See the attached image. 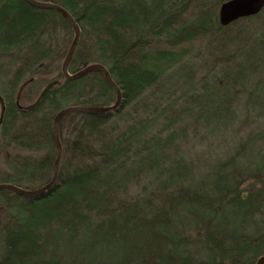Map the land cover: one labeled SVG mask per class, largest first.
Instances as JSON below:
<instances>
[{"label": "trees", "instance_id": "1", "mask_svg": "<svg viewBox=\"0 0 264 264\" xmlns=\"http://www.w3.org/2000/svg\"><path fill=\"white\" fill-rule=\"evenodd\" d=\"M37 1L63 7L79 26L68 72L104 66L122 100L114 112L62 117V155L50 190L27 196L0 189V264H255L264 255V156L254 169L230 161L199 184L188 183L195 180L177 153L173 125L191 118L209 125L205 106L217 96L195 99L200 96L192 91L189 52L182 45L217 34L220 62L231 58L225 53L229 45L248 44L249 50L242 48L238 56L239 70L221 77L228 80L224 92L230 90L231 83L264 69V48L256 41L264 31V8L224 27L215 10L226 0ZM251 21L244 32L226 33ZM73 38L58 11L25 0H0V95L6 107L0 125V183L27 191L48 184L56 159V114L66 107L116 102L101 72L64 79L62 64ZM31 78L21 105L33 103L49 81L60 83L34 108L22 110L16 93ZM177 83L184 96L197 100V109L161 104V96ZM222 94L228 108L213 122L225 119V126L234 112ZM139 100L143 112L157 115L129 120L124 110ZM162 115L163 131L153 133ZM113 118L124 124L117 133L107 126ZM225 167L230 171L217 173ZM248 174L260 188L243 199L240 182ZM148 177L149 189L132 194L131 188Z\"/></svg>", "mask_w": 264, "mask_h": 264}, {"label": "rangeland", "instance_id": "2", "mask_svg": "<svg viewBox=\"0 0 264 264\" xmlns=\"http://www.w3.org/2000/svg\"><path fill=\"white\" fill-rule=\"evenodd\" d=\"M215 15L218 16V10H215ZM253 22H248V24L246 22L237 23L226 33L244 32L246 27H252ZM216 37L217 34L214 36L213 33L199 35L182 45L183 50L189 52L187 68L191 70L190 74L195 84L192 91H195L200 96L195 99L199 101L201 99L206 102L209 101L212 93L215 92L217 94L213 98V103L205 106L204 112L209 117V125H204L200 122L201 120L192 118L173 125L174 130H176L174 140L179 143L177 153L182 156L184 163L191 170V175L195 180V182L190 180L191 182L188 183L199 184L200 182H197V180L200 179L201 181L204 179L203 177L209 178L213 170H217L216 167L218 165L226 166L230 161L233 162L234 167L238 166L245 169L247 166V168L254 169L261 165V160L264 156V69L255 76H249L247 81L239 79L236 83H231L229 86L230 90L224 92L225 82L228 80L221 77L226 74H228L226 76H229L231 75L230 73L239 70L240 66L243 65L241 60L238 59L240 51L244 48L243 51L246 50L247 52L249 47L248 44L241 47L229 45L225 53H227L226 55L229 58L231 57V60L226 61V59H223L217 62L220 60V58H217V53L221 49L215 45L217 44L215 43ZM256 41L264 48V31L257 35ZM262 55H264V51H262ZM260 62L261 60L258 61V63ZM181 88L182 83H177L173 89H169V92L161 96L165 98V101H162L161 104L173 103L174 108L191 105L197 109L195 104L197 100L194 102V98L184 96ZM220 93H224L221 95L223 96L222 98L228 99L234 112L226 120L225 126H221L225 119L219 120V125L213 122V116L218 113L224 114L226 108H228L221 101ZM191 94L193 95V93ZM124 113L131 121H134V118L138 115L141 117L149 114V119L157 115L155 111L143 112L142 101L140 100L125 108ZM161 118L159 123L151 129L153 133H161L163 131L164 115ZM107 126L115 128L117 133L124 127V124L118 118H113ZM166 133L168 132L164 131L162 136H165ZM223 171H230V167L218 170L217 173L221 174ZM252 175L248 174L241 178V195L242 197L243 194L245 195L243 199L248 197V192L260 188V184L254 183L256 178H253ZM262 178H264V173ZM262 178L261 180H263ZM151 181L150 177L142 180L131 188V193L142 192L143 187L144 189H149L148 182L150 183Z\"/></svg>", "mask_w": 264, "mask_h": 264}, {"label": "water", "instance_id": "3", "mask_svg": "<svg viewBox=\"0 0 264 264\" xmlns=\"http://www.w3.org/2000/svg\"><path fill=\"white\" fill-rule=\"evenodd\" d=\"M29 5L34 6L36 8H47V9H54L58 11L69 23L71 28L74 31V38L73 41L70 45V48L68 50V53L63 61L62 64V75L64 79L72 80V79H77L80 77H83L89 73L92 72H101L104 75L105 80L107 83L114 88L116 92V102L108 107H92V106H74V107H66L61 109L55 116L54 122H53V136H54V141H55V148H56V159L54 162L53 166V175L48 184L45 186L33 190V191H27L24 189H21L19 187L10 185V184H3L0 183V189H8L14 192H17L22 195H27V196H35V195H40L44 194L48 190L52 188L54 185L56 178H57V173H58V167L59 163L61 160V155H62V148L60 144V140L58 137V130H59V125L61 122L62 117L69 113V112H82L86 114H102V113H108V112H114L115 110L118 109L120 106L122 96L119 88L115 85V83L112 81L111 76L107 69L98 64H92L84 67L83 69L70 74L68 72V67L69 64L72 60V57L75 52V48L78 43L79 35H80V29L77 23L74 21L72 16L61 6L52 4V3H45V2H39L37 0H25ZM264 8V0H226L222 2L218 8V22L221 26H228L231 23L242 19V18H247L251 16H255L258 13L262 11ZM33 78L28 79L24 81L18 88L17 93H16V105L19 107V109L22 110H30L34 108L38 103L44 98V96L55 86H57L60 83V80L54 79L52 81H49L40 91L38 97L36 100L29 104V105H21V95L25 87L32 82ZM5 102L2 96L0 95V125L3 121L4 113H5ZM245 195L243 194V198ZM255 264H264V255L258 257L256 260Z\"/></svg>", "mask_w": 264, "mask_h": 264}]
</instances>
